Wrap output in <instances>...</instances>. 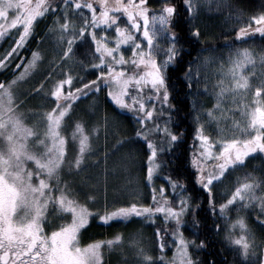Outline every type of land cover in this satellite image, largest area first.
<instances>
[{
    "label": "snow or ice",
    "instance_id": "snow-or-ice-1",
    "mask_svg": "<svg viewBox=\"0 0 264 264\" xmlns=\"http://www.w3.org/2000/svg\"><path fill=\"white\" fill-rule=\"evenodd\" d=\"M152 3L153 0H99L100 11L97 12L93 0H0V40L12 36L9 47L0 52V71L10 67L15 69L11 80L0 81V264H102L101 247L106 245L111 249L117 242H123V237L117 233L111 239L94 240L82 246L79 234L89 224L90 217L110 225L112 221H130L133 217L154 220L157 214H161L165 225L171 222L173 227L155 229L160 253L156 258L148 254V248L139 239L130 241L135 245L137 264H201L198 252L207 247L205 241L197 243L195 239L185 237L182 231L186 227L185 215L193 213L192 229L198 234L200 222L194 210L199 205L191 202L190 194L186 195L187 186L182 179L167 175L164 177L167 187L156 184V179L163 173L162 165L166 164L163 157L183 140L182 133L169 126L172 113L176 111V106L169 102L171 69L181 62L184 85L193 95L192 108L197 123L194 134L197 143L193 146L191 168L187 171L205 192L209 211L225 222V239L241 257L242 264H249V261L264 264V241L257 243L255 233L243 216L238 215L235 220L229 216L234 202L239 205L235 207L239 213L253 201H259L260 215L256 219L264 228V195L258 197L255 194L264 186V176L258 178L248 173L245 182L239 183L222 203L217 204L212 197L213 189L223 182L221 178L226 171L245 167L246 158L251 154H264V101L259 99L264 94V78L259 80L258 86L253 85L249 80L251 73L246 75L244 72L248 64L255 68L257 59L264 68V50L257 54L251 48H235V55L229 57L227 66L222 61L219 63L222 78L212 82L210 88L206 70L215 57L203 55L209 51L207 48L188 51L185 47L199 41L200 27L192 24L182 29L185 33L182 35L175 30L179 26L176 5L159 0L160 6L154 8ZM184 4L190 19H195L194 0H184ZM81 9L90 10V17L84 16ZM76 16L80 17L79 25ZM49 17L53 27L41 39L46 40L55 33L56 56L49 65L58 67L64 78L56 80L48 92V96L54 98L53 106L44 113L46 127L37 134L23 124L16 89L26 82L25 78L38 62H45L37 50H30L28 58L23 52L35 35L36 24ZM100 25L104 29L98 36ZM12 29H15L14 35ZM109 29L112 35H105ZM257 33L264 37V11L252 15L238 27L235 36L239 41ZM89 38L98 55L94 56L96 62L86 67L92 69L90 74L95 78L74 76L71 71L65 73L64 66L71 67L74 46L78 41L88 42ZM124 45L128 47L122 50ZM125 51L130 53L127 58ZM193 51L196 56L192 55ZM80 64L85 67L82 61ZM52 76L53 72L49 70L47 77ZM225 78L231 83L226 85ZM74 79L78 87H73ZM253 88L255 107L246 99ZM42 90L43 82L32 89L33 92ZM101 90H105L106 98L121 115L133 113L137 125L132 137L117 141L97 162V166L104 164L105 186L108 176L127 171L124 163L114 161L111 167L108 165L111 157L125 145L146 144L147 160L142 165L146 166V172L139 177L129 174L126 178L129 184L136 185V197L120 202L118 206L106 202L102 211L93 213L76 198L70 182L61 178L65 167L69 175H78L85 170V153L90 149L85 122H74L71 136L73 141H78L79 147L71 159L65 158L67 140L61 126L74 101L87 98L90 93L94 96ZM202 90L205 94L212 92L215 99L212 107H203ZM226 99L230 101L229 111L232 108L238 110L243 122L233 116L230 134L219 128L218 131L225 135L213 137L207 129L213 121L220 120L217 114H223ZM92 103L94 105L95 101ZM112 119L114 122L115 118ZM104 121L107 128L109 118L105 116ZM91 131L95 132L96 128ZM33 137L35 145L42 150H33L29 143V138ZM141 182L149 190L145 197L149 199L147 204L138 198ZM50 204L54 211L69 215L71 220L49 233L44 225ZM214 228L219 231L220 225L214 224ZM236 228L240 229V235H234ZM169 247L174 249L171 258L164 253Z\"/></svg>",
    "mask_w": 264,
    "mask_h": 264
},
{
    "label": "rangeland",
    "instance_id": "rangeland-1",
    "mask_svg": "<svg viewBox=\"0 0 264 264\" xmlns=\"http://www.w3.org/2000/svg\"><path fill=\"white\" fill-rule=\"evenodd\" d=\"M194 2L196 5V18L191 19V23L200 27L201 29L200 38L203 42L210 41L215 37L219 36L220 34L227 35L229 33L235 32L238 27L243 26L252 16L246 12H243L242 10L233 9L230 5V0H194ZM93 4L94 7H96L97 12H99L100 11L99 0H93ZM80 11L83 12L84 16L90 17L91 15L90 10L81 9ZM74 18L76 19V22L79 25L80 17L76 16ZM40 21L41 19L39 20V22ZM46 21H48V24L50 25L46 31L48 32L53 27L51 17L46 19ZM255 26L256 25L253 22V27ZM103 29H104L103 25H100L98 27L97 29L98 36L100 35L101 31H103ZM10 31L13 35L15 34V29H12ZM105 35H112L111 30L109 29L105 33ZM260 37L264 38L262 36ZM257 40H262L259 38L258 34H256L255 36L250 35L249 37L239 41L223 40L222 42L216 43L212 46L203 47L209 49L208 52L203 53L204 56H208L211 54L212 56L215 57V60H213V62L208 66L206 70V73L209 76L210 88L212 82L222 78V74L218 71L219 63L222 61L225 64V66H227L229 64V57L235 55L234 53L235 48H245V47L251 48L254 49L255 53L257 54L260 51L264 50V45L261 46V44L257 42ZM11 42H12L11 35L0 40V52H3L4 49L8 48ZM80 43L81 42L78 41L77 45ZM88 43H90L92 46V54L88 55L86 60L79 58L76 54V46H74L75 55L73 57L71 67L69 68L67 64L64 66L65 73L71 71L74 76L76 74H79L80 77H84V75L86 74L89 75L92 72V69H88L86 66L89 63H95L96 61L94 60V56L98 54L95 53L94 51L95 46L90 42V38ZM127 47H128L127 45L122 46V50H125ZM55 49H56L55 33L48 36L46 40L42 41L41 39L37 51L41 53V57L44 59L45 62L43 64L38 62L36 68H34L32 72L29 74V77L25 78L26 82L23 84H19L18 88L16 89L17 95L19 96L18 107L23 117V124L26 125L28 128H31L37 134L42 132L46 127V117L44 113L49 111L50 108L53 106L54 98L49 97L48 92L53 87L56 80L64 78V75L61 74V70L58 67L56 66L50 67L49 65V61H51L53 57L56 56ZM129 55L130 53L125 51V57L127 58ZM81 61L85 66L84 68L81 67L80 64ZM255 65H256L255 68L252 66V64L246 65L244 72L246 75L251 73V75L249 76L250 83L258 86L259 80L261 78H264L262 77V73H264V68L261 67L258 59L256 60ZM49 70L53 72L52 77H47V72ZM204 71L205 70L202 69V72ZM94 78L95 77H93V79ZM41 82H43V90L38 92H33L32 89L38 88ZM230 83L231 81L225 78V84L227 85ZM78 86L79 85L76 83L74 79L73 87H78ZM67 87L68 86L65 85V89H67ZM189 96H190V100H189L190 110L192 114V122L194 126V134H195L197 123L196 120L194 119V116L196 115V113H194L192 108L193 95L190 93ZM246 99L253 107L257 106L254 98V88L252 89V91L249 92V95L248 97H246ZM259 99L264 101V94H262L259 97ZM200 100L203 101L204 108H210L213 106V104H215V99L211 91H208L207 94H205V92L202 90V93L200 95ZM230 107H231L230 101L226 99L223 105V114L220 113L217 114L220 116V120L218 122L213 121L211 127L207 129L209 135L213 137H218V136L223 137L225 133H220L218 131L219 128H224L226 130V133L230 134L233 116L235 117V119L241 120L243 122L239 111L236 110L235 108H232L231 111H229ZM67 116L68 115H66V117L64 118V122L61 126V131L67 140L65 158L71 159L77 153L79 145H78V141H73L72 139L71 133L73 131V128L70 126L69 123H67V119H66ZM89 131L91 132V130ZM95 141L96 144L97 142L99 143V146H105L106 144V139L103 138V136L102 138L94 139L93 143H90V149L88 150V152L85 153L86 167L83 172L79 173L78 175L75 174L69 175L68 174L69 170L66 167L61 172V178L63 180L69 181L70 187L77 185L78 180L76 179V177L78 176L80 177L81 180L79 186L80 189L74 190L77 194L76 198L79 200L81 204L95 206L93 210L90 209L93 213H95L98 210L102 211L106 202L110 206L111 205L118 206L120 202H124L126 199L129 200L136 197V190H135L136 185L129 184L128 179L126 178L129 177V174L135 177H139L143 174L142 172L143 167H136V168L134 167L135 165V161L133 158L134 155L130 154V152L124 151L122 148V151H118V155L116 156L114 155V157H111V161L124 163L126 165L127 171H122V173L117 172L115 176L107 177V185L105 186V177L104 176L102 178L97 177L98 171L101 169L103 164L97 166V162L100 160V157L106 152V150L105 147H98V145H95L94 143ZM29 143L33 145V150H37V151L42 150L35 145L34 137L29 138ZM195 143L197 142L195 141ZM94 145L96 147H94ZM210 163L211 161H209V164ZM130 166L134 167L133 170H135L136 172L131 173L133 172V170L131 171V169H128ZM144 171L146 170L144 169ZM248 173H252L254 176L258 178L264 176V154H260V153L251 154L249 158H246L245 167L236 168L235 171H231V170L226 171L225 176L221 178L223 182L213 189L212 197L214 201L217 204L224 202V200L228 198L231 192L235 190V187L239 186V183L245 182V177L247 176ZM121 174H123V177L121 176ZM119 181H121L120 184ZM156 184H165V187H167V184L164 181L159 180L158 178L156 179ZM118 187L120 189H118ZM262 188H264V186H262ZM262 188H258L256 190L255 193L256 196L259 197L261 195H264V190H262ZM113 190H116L117 192L115 193L114 191L111 193L110 191ZM138 191L140 193L138 198L141 199L146 204L149 203V199L145 198L148 196L149 190L144 186L142 182L139 184ZM85 194H88V196H91L94 199L91 200L88 199ZM234 204L235 207H239V205L236 204V202H234ZM235 207L233 208L232 211L229 212V216L233 220H235L238 215L243 216L248 227L252 230V232L255 233V238L257 243H259L260 241H264V228L260 227V224L256 219V217L260 215L259 201H253L251 204L247 205V207L241 209L239 213H237ZM46 217H47V222L45 223L44 227H45V231L49 233L51 230H54L57 226L63 223L70 222L71 220V217L69 215L58 211H54L53 206L51 204L48 207V212L46 213ZM134 218H139V217H133L130 220ZM96 220L99 221L98 219ZM218 220L220 221V231H221L222 239L228 244V246L231 247L233 252H235L234 247L231 246L225 239V222L221 218H219ZM125 221L128 220L119 221V222H125ZM99 222L104 224L101 221ZM240 234L241 232L239 228L234 229V235H240ZM244 234L247 235V233ZM79 239H80V234H79ZM80 242L82 246L85 245L83 244L81 239ZM122 245L125 248H131L132 246H134L133 249L135 250V245H133L132 243L129 246V243L124 241L122 242ZM105 249H109V248L106 245L102 246L101 252L103 253ZM256 252L258 257L259 249H257ZM249 264H251V261H249Z\"/></svg>",
    "mask_w": 264,
    "mask_h": 264
},
{
    "label": "trees",
    "instance_id": "trees-1",
    "mask_svg": "<svg viewBox=\"0 0 264 264\" xmlns=\"http://www.w3.org/2000/svg\"><path fill=\"white\" fill-rule=\"evenodd\" d=\"M166 2L174 3L176 5L179 13V16L177 17V23L179 26L176 27L175 30L184 35L185 33L182 32V29H187L192 25L190 14L185 9L184 0H166ZM230 5L233 9L242 10L250 15H255L264 11V0H230ZM159 6V0H153L151 7L158 8ZM49 26L50 25L46 19H41V21L36 24L35 35L29 42L26 50L23 52V55L26 58L31 56L30 50H37L39 42L41 41V38L44 37ZM250 35L255 36L256 34ZM258 35L262 40H257V42H259L262 46L264 45V38H261L260 34ZM242 39L245 38H240V40ZM223 40L237 41L235 32L227 35L220 34L214 39L206 42H203L200 38L198 42H195L194 44H187L185 47L188 51H192L193 48L209 47L222 42ZM76 54L79 58L86 60L87 56L92 54L91 44L84 42L76 45ZM192 55L196 56V52L193 51ZM185 59H188V57L185 56ZM183 68V62L172 67L169 89L171 92L169 102L176 106V111L172 113L173 120L170 122L169 126L173 130L182 133L183 140L172 150V152L163 157L166 164L162 165L163 173L158 179L165 182L164 177L167 175H172L173 178L182 179L187 186L186 195L190 194L193 198L191 202L195 205H199V207L194 210V215L200 222L198 225V234H194V230L192 229L193 213L185 215L184 220L186 227L183 228L182 231L184 232L185 237L195 239L197 243H199L200 240L205 241L207 247L198 252L201 264H210L211 261H215V264H242L241 257L237 255L236 252H233L231 247L228 246V244L222 239L221 231L214 228V224L220 225V221L218 220L219 217H214L212 212L209 211L208 198L205 192L200 189L199 185L193 182V177L187 171L191 168L190 158L193 152L195 140L193 137L194 126L189 103L190 92L184 85L182 76ZM14 71V67H10L5 71H0V81L11 80L13 78ZM84 77L86 79H93L94 75L86 74ZM93 101H95L94 105L92 103ZM105 116L109 118L107 128H105ZM113 117L115 118L114 122L112 119ZM66 119L67 123H69L72 128L74 127L75 121L83 120L85 122V133L89 136V143H93L94 139H99L103 136V138L106 139L105 146H99V143L97 142L96 144V141L94 143L95 145H98V147H105L106 151H111L117 141L132 137L134 135V129L137 127L136 119L133 113L126 112L121 115L117 112L110 99L106 98L105 90H101L94 96L90 93L87 98L81 97L78 101H74L72 109ZM92 128H96V131L90 132L89 130ZM95 145L94 147H96ZM146 147V144L140 146L125 145V147H123L124 151L130 152V154L134 155L133 158L135 161V168L142 167V165L145 164V161L147 160V152L144 149H146ZM119 151H122V148ZM114 155H118V152ZM114 155L112 157H114ZM108 165L110 167L113 165L111 159L108 161ZM134 167L130 166L128 169H131L132 171ZM144 169L146 170V166L143 167V173L146 172ZM103 170L104 164L98 171V178H102L104 176ZM134 172L136 171L133 170L131 173ZM181 173H183V175H180ZM121 176L123 177V174H121ZM76 179L78 180L77 185L71 186L73 190L80 189V177L78 176ZM120 183L121 181H119V184ZM118 189L120 188L118 187ZM114 191L115 193L117 192L116 190L110 192L112 193ZM85 205L91 210L95 207L87 204ZM157 227L172 228L173 224L169 222L165 225L160 214H158L154 220L139 217L125 222L113 221L110 225L102 224L91 217L89 219V224L85 226V228L81 229L80 239L83 244H87L94 240L111 239L119 233L123 237V242H128L129 246L131 245L130 240L139 239L142 242V245L148 248V254L156 258L160 254L158 251L156 237L154 235ZM117 245H114L111 249H105L103 251L102 255L104 259L102 264H137L135 250L133 249L134 246L131 248H125L123 247L122 242H118ZM173 251L174 249L169 247L164 250V253L167 257L171 258L173 256Z\"/></svg>",
    "mask_w": 264,
    "mask_h": 264
}]
</instances>
